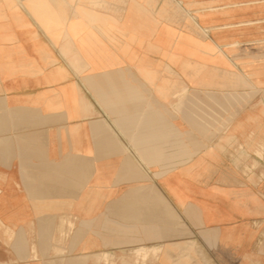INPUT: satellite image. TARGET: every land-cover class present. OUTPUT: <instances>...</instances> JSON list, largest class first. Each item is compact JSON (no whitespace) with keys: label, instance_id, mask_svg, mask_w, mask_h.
<instances>
[{"label":"crops","instance_id":"obj_1","mask_svg":"<svg viewBox=\"0 0 264 264\" xmlns=\"http://www.w3.org/2000/svg\"><path fill=\"white\" fill-rule=\"evenodd\" d=\"M256 52L264 0H0V264H264Z\"/></svg>","mask_w":264,"mask_h":264},{"label":"rangeland","instance_id":"obj_2","mask_svg":"<svg viewBox=\"0 0 264 264\" xmlns=\"http://www.w3.org/2000/svg\"><path fill=\"white\" fill-rule=\"evenodd\" d=\"M234 54H235V59L237 61V67H231V73L226 72V71H222L221 75H222V77L226 76V79H236V87L237 88H243L244 87V79H245V68H244L245 52H243V51L235 52ZM253 54H254V56L258 55L259 59L262 60V61H259V63H262V65H264V52H256ZM249 55H250V53H249ZM255 69H258V68H254V70ZM258 70L264 71V67L259 68ZM250 72H251V68H249V74H250ZM224 86L226 87V85H224Z\"/></svg>","mask_w":264,"mask_h":264},{"label":"bare ground","instance_id":"obj_3","mask_svg":"<svg viewBox=\"0 0 264 264\" xmlns=\"http://www.w3.org/2000/svg\"><path fill=\"white\" fill-rule=\"evenodd\" d=\"M174 222H175V221H174ZM0 223H1V222H0ZM1 226H2V225H1ZM177 226H179V225H177ZM177 226H176V227H177ZM0 228H1V227H0ZM6 231H7V230H6ZM7 232H8V231H7Z\"/></svg>","mask_w":264,"mask_h":264}]
</instances>
